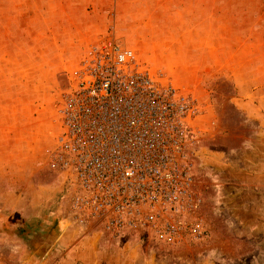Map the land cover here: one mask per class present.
Wrapping results in <instances>:
<instances>
[{
  "label": "rangeland",
  "instance_id": "obj_1",
  "mask_svg": "<svg viewBox=\"0 0 264 264\" xmlns=\"http://www.w3.org/2000/svg\"><path fill=\"white\" fill-rule=\"evenodd\" d=\"M115 1L0 0V264H264V0H219L213 60H183L186 30L131 28ZM107 37L195 107L183 200L131 225L78 205L57 159L59 108Z\"/></svg>",
  "mask_w": 264,
  "mask_h": 264
},
{
  "label": "built area",
  "instance_id": "obj_2",
  "mask_svg": "<svg viewBox=\"0 0 264 264\" xmlns=\"http://www.w3.org/2000/svg\"><path fill=\"white\" fill-rule=\"evenodd\" d=\"M90 56L59 108L57 159L83 190L75 202L94 218L115 226L155 220L157 205L167 208L186 193L194 103L140 70L134 52L111 37Z\"/></svg>",
  "mask_w": 264,
  "mask_h": 264
},
{
  "label": "crops",
  "instance_id": "obj_3",
  "mask_svg": "<svg viewBox=\"0 0 264 264\" xmlns=\"http://www.w3.org/2000/svg\"><path fill=\"white\" fill-rule=\"evenodd\" d=\"M116 7L119 6L121 12L126 11L123 5V0H116ZM240 3L243 0H226L225 3ZM131 13L129 18L130 27L135 29H171L178 28L186 30L183 38L179 41L180 45L184 46L182 53L183 60H190L189 54L192 51L196 55L194 59L198 60H213L218 54L215 49L217 46L213 42L215 38L210 35L208 46L204 47V28L218 29V17H214V8L217 9L219 0H130ZM235 4H232L234 6ZM209 10L210 16L204 17V12ZM116 11H119L116 9ZM172 14H179L178 17H173ZM177 20V21H175ZM205 23V24H204ZM188 30V31H187ZM210 42V43H209ZM172 43L171 41L169 42ZM193 47V48H192ZM205 53L212 56H203ZM261 88V87H260ZM261 90V89H260Z\"/></svg>",
  "mask_w": 264,
  "mask_h": 264
}]
</instances>
